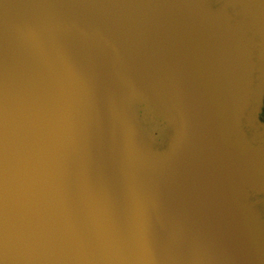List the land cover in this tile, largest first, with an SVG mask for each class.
Wrapping results in <instances>:
<instances>
[{
    "label": "water",
    "instance_id": "1",
    "mask_svg": "<svg viewBox=\"0 0 264 264\" xmlns=\"http://www.w3.org/2000/svg\"><path fill=\"white\" fill-rule=\"evenodd\" d=\"M0 264H264V0H0Z\"/></svg>",
    "mask_w": 264,
    "mask_h": 264
}]
</instances>
